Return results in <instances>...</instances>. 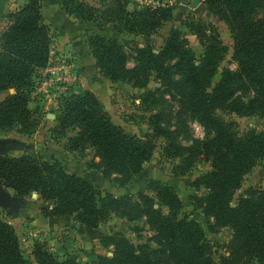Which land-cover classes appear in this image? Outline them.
I'll list each match as a JSON object with an SVG mask.
<instances>
[{
	"label": "trees",
	"instance_id": "16d2710c",
	"mask_svg": "<svg viewBox=\"0 0 264 264\" xmlns=\"http://www.w3.org/2000/svg\"><path fill=\"white\" fill-rule=\"evenodd\" d=\"M205 2L227 24L233 36L236 71L224 70L209 91L227 51L215 26L201 22L188 25L205 46L203 56L198 59L177 27L165 33L161 41H151L152 35L173 20L171 8L128 12L124 0H112L105 21L121 26L117 28V36L90 38L97 59L95 65L114 82L126 81L143 87L154 76L161 87L148 96L164 104L168 94L177 105L169 110L158 109L151 122L153 135L141 138L126 132L112 120L89 88L85 69L92 67V58L84 56L82 86L66 98L56 123L62 129L77 130L69 139L68 150L93 148L104 175H120L123 185L142 172L151 159L156 146L154 136L169 140L166 152L183 159L184 171L196 162H210L211 168L197 180L199 186L208 190L200 199L201 205L217 225L233 230L229 254L221 256L219 262L212 257L203 226L195 219L180 216L183 202L168 184L152 182L150 189L155 196L140 192L138 200H133L127 195L103 194L91 178L68 172L58 159L0 154V180L23 200V207L29 206L24 198L37 192L46 217L73 216L85 227L86 237L101 234V224L111 213L133 222L147 218L156 232L157 247L135 246L127 237L114 232L104 239L114 246L113 257L97 256L102 264H264V188L249 189L232 205L244 176L264 160V132L248 130L241 134L233 122L217 115L218 110H224L264 118V0ZM61 4L81 22H92L98 11L78 0H61ZM7 18L8 25L0 37V94L8 93L0 102V132L20 125L22 132L29 133L37 123L33 117L36 111L29 108L31 92L38 69L49 60L51 30L43 21L42 0H28ZM124 33L143 37L145 41L144 47L136 49L133 68L127 67L129 54L124 50ZM11 89L13 93L9 92ZM189 120L198 121L207 136L183 145L179 137L187 130ZM22 240L23 232L17 225L0 215V264H89L79 262L71 254L61 257L39 239L34 241L30 258L25 255Z\"/></svg>",
	"mask_w": 264,
	"mask_h": 264
},
{
	"label": "rangeland",
	"instance_id": "374dc122",
	"mask_svg": "<svg viewBox=\"0 0 264 264\" xmlns=\"http://www.w3.org/2000/svg\"><path fill=\"white\" fill-rule=\"evenodd\" d=\"M60 4H61V0ZM88 3L96 7L98 11L95 12V17L92 22H82L85 27L84 30L78 33L74 40H69L70 48H76L74 42L76 40L81 42V50L89 52L92 58V67L86 70L89 74L90 89L98 96L104 105L105 110L110 114L112 120L116 124H120L126 132L146 138L153 135L154 131L151 128V122L154 114L160 108L169 110L172 106L177 105L176 101L171 99L167 94L166 103L161 104L156 102L154 98L148 96L149 92H153L156 88L161 87V83L154 77H150L145 86H138L126 81H112L107 78L101 68L95 65L97 59L91 47L90 38L92 37H107L117 36V28L121 26L120 23H108L105 21L106 11L113 5L112 0H78ZM157 1L162 5L158 6ZM192 0H153V3L148 5L142 3L140 0H124L125 8L128 12H135L136 10L146 8H171L173 13V20L167 22L158 33L151 36L152 42H159L162 36L169 32L172 27H177L182 33V37L187 38L189 46L192 48L196 57L200 59L204 52L205 46L200 42L197 35L193 34L188 27L190 23L201 22L203 24H210L215 26L220 35L221 42L227 47L223 58L219 62L218 71L213 78L212 87L221 79L224 70H237V62L233 58L234 54V39L227 26L218 16L208 9L205 0H202L197 7L191 5ZM62 6V4H61ZM22 7V6H21ZM63 7V6H62ZM19 9V8H18ZM64 9V8H63ZM17 10V9H16ZM15 10L9 11L6 16ZM67 12V11H66ZM80 21V20H79ZM81 22V21H80ZM51 30L52 43L50 46V56L54 63L66 61L75 62L77 68H80L78 48L75 50L66 48L59 50L54 45V40L57 39V33L53 31L52 27L48 25ZM123 42H125L124 50L129 54L127 67L133 68L135 66V54L138 47H144L145 41L143 37H136L133 34L124 33ZM136 37V38H135ZM138 40H142L139 42ZM138 41V42H137ZM158 52V49L155 50ZM75 89L68 93L69 97ZM10 92V91H9ZM11 93V92H10ZM158 97L161 93L157 94ZM6 96H0V99ZM66 97V98H67ZM32 100V99H31ZM32 110L36 111L33 115L37 121L36 126L29 133L21 131V126L16 125L11 129L0 132V154L19 156L22 154H31L42 159H58L68 172H75L78 170L82 177H86L89 173V178L98 185L103 194L111 193L115 196L127 195L133 200H138V194L145 192L151 196L155 193L150 189L153 183L160 182L170 185L179 195L183 202V208L180 216H187L190 219L197 220L204 228L206 238L212 247V257L219 262L221 256L228 255V246L233 237V230L229 226H220L216 224V220L212 216H208L201 205L200 199L204 197L208 190L204 186H199L197 180L200 175L211 168V163L205 160L196 162L194 166L183 170V159L180 157L170 156L166 149L169 140L164 136H154L155 149L151 159L144 164V170L135 175L134 178L126 184L121 183L120 175L113 174L105 176L100 167V159L95 157V151L91 147L82 149L79 154H75L69 150V139L75 136L77 130L74 128L62 129L56 123V118L61 114L63 108L56 113L54 119L51 114L47 117V108L40 100H35L31 103ZM217 115L222 119L233 122L239 133L243 134L248 130H256L264 132V118L257 115L242 116L228 111L218 110ZM187 130L180 135L179 141L183 145H189L194 139H205L207 136L206 129L196 120H189ZM2 152V153H1ZM66 154V155H64ZM64 155V156H63ZM153 182V183H152ZM264 188V160H260L257 165L248 172L242 181L241 187L236 190L232 205L245 196L247 191L251 188ZM0 189L6 190L9 198H16L13 191L0 186ZM24 201L29 206L28 220H36L37 211H40L42 205V198L37 192H33L24 198ZM10 202V201H9ZM11 207L0 206V215L4 219H9L6 210L20 209L18 201H11ZM13 203V204H12ZM14 205V206H13ZM24 208V207H23ZM167 210L164 209V212ZM75 219V218H74ZM19 219L13 220L14 226H20ZM16 224V225H15ZM66 227L71 226L64 224ZM59 229V231L52 230L51 232H43L40 236L42 242H45L52 251H57L61 257H65L66 253L77 257L79 262L89 264H102L97 256L113 257L114 246L105 243L104 240L108 235L114 232L121 233L127 237L135 246H142L144 244L152 247H157L154 242L156 232L147 223V218L143 217L140 220L133 222L128 221L124 217H120L115 213H111L103 224H101V234L93 237L85 234L86 230H81L80 226L73 225L70 227ZM21 231V229H19ZM81 230V233H80ZM66 231H70L66 233ZM22 240V248L26 256L31 258V251L33 249L32 242H26L27 234H24ZM28 240V239H27ZM89 240V241H88ZM34 242V241H33ZM90 261H88V260ZM258 264V263H253Z\"/></svg>",
	"mask_w": 264,
	"mask_h": 264
},
{
	"label": "crops",
	"instance_id": "0c3cea01",
	"mask_svg": "<svg viewBox=\"0 0 264 264\" xmlns=\"http://www.w3.org/2000/svg\"><path fill=\"white\" fill-rule=\"evenodd\" d=\"M27 1L28 0H0V37L2 32L5 30V28L8 25V18L6 14L9 11L20 8ZM42 14H43L44 23L50 25L53 31L57 33V39L53 41L57 49L62 50L63 48H66L68 51L69 49L75 50L77 47H79L78 55H79L80 65H81V58L85 59V57H91L89 56L90 53L87 54L88 52L81 50L80 47L81 42L78 40L74 42L76 48L74 47L70 48L72 46H69V44L71 43L69 40H74L77 37L78 33L84 30L85 27L87 28V26H84V23L80 22L78 19L74 18L73 16H70L66 12V10L63 9L59 0H42ZM4 93H1L0 96L4 95ZM7 94L8 93H6V96ZM6 96L1 98L0 102L3 101ZM31 103H33V101H30L29 103V108L32 109ZM73 153L79 154L78 151H73ZM58 159H63V157L61 156ZM74 173L81 176V173L78 170H76ZM25 209L26 207L24 208L22 207L20 209L6 210L9 219H5V220L13 224V220H15L16 222V219L17 218L19 219L18 221L21 222L20 223L21 225L17 226V228L21 229V231L24 234H27V238H26L27 243L32 242L33 244L34 243L33 241L37 239H42L40 235L43 232L47 231L49 233L52 230L59 231V229L61 228L63 229V227L65 228L66 226L64 224H69L71 226L73 225L80 226L81 230H86L85 227L81 225L78 221H76L73 216L46 217L42 213L41 209L36 213L37 216L36 220L34 221L28 220L27 214L29 213V211ZM71 226H67V227L71 228ZM69 232L70 231H66V233Z\"/></svg>",
	"mask_w": 264,
	"mask_h": 264
},
{
	"label": "built area",
	"instance_id": "2783aa9c",
	"mask_svg": "<svg viewBox=\"0 0 264 264\" xmlns=\"http://www.w3.org/2000/svg\"><path fill=\"white\" fill-rule=\"evenodd\" d=\"M144 4H152L153 0H140ZM158 6L162 5L157 1ZM82 86L81 65L77 68L75 62H56L52 61V55L49 54V60L45 67L37 71L36 85L31 92V101L40 100L47 108V117L49 114L58 113L68 96V93Z\"/></svg>",
	"mask_w": 264,
	"mask_h": 264
},
{
	"label": "water",
	"instance_id": "95a60500",
	"mask_svg": "<svg viewBox=\"0 0 264 264\" xmlns=\"http://www.w3.org/2000/svg\"><path fill=\"white\" fill-rule=\"evenodd\" d=\"M201 1H202V0H192V1H191V5H192L193 7H197V6L199 5V3H201ZM11 92L13 93L14 90L11 89ZM51 116H53L54 119L56 118V115H54V114H51ZM1 153H2V152H1ZM85 176H86V177H89V173L87 172ZM0 186H3L4 188H6V187L2 184V181H1V180H0ZM6 189H8V188H6ZM7 193H8V192H7L6 190L0 189V206H4V207H6V208L11 207V206H12L11 203H10L11 201H14V202H15V201H18L20 207H23V206H24L23 200L20 201V198H18L17 196H16V198H9V196H8ZM9 201H10V202H9ZM12 204H13V203H12ZM13 206H14V205H13Z\"/></svg>",
	"mask_w": 264,
	"mask_h": 264
}]
</instances>
